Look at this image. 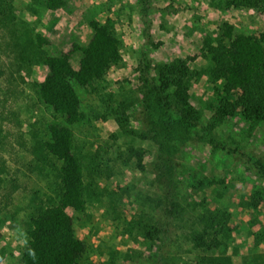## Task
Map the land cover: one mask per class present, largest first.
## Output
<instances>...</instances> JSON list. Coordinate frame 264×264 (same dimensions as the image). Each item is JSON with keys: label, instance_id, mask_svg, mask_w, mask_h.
<instances>
[{"label": "rangeland", "instance_id": "obj_1", "mask_svg": "<svg viewBox=\"0 0 264 264\" xmlns=\"http://www.w3.org/2000/svg\"><path fill=\"white\" fill-rule=\"evenodd\" d=\"M205 1L226 13L222 19L237 26L236 32L249 31L257 37L264 33V8L237 7L254 11L242 16L237 15L238 9L225 8L224 0ZM127 2L66 0L64 9L50 12L40 0H11L18 29L29 31L33 43L35 35L46 43L35 46V55L22 63L11 34L0 28V264H21L30 217L38 208L55 204L60 190L59 163L39 147L48 141L51 124L65 122L39 99L38 84L46 74L39 56H57L69 51L73 43L86 44L88 22L103 21L106 15L115 21L120 62L94 83L93 93L70 81L85 116L81 124L71 127L74 152L83 169L85 208L82 214L67 210L76 237L85 245L79 264H197L202 253L192 249L187 235L199 229L194 221L202 209L210 208L223 209L232 217L229 228L235 239L227 255L239 247L244 253L259 247L264 251V240L253 243L254 234L264 235V176L256 174L248 163L264 165V124L248 129L238 115L213 122L216 100L225 94L221 81L211 87L206 75L190 81L189 103L197 112V127L183 128L172 113L159 110L154 97L144 100L136 87L138 62L144 57L152 69L148 74L156 76L154 68L172 60L157 62L160 43L157 26L153 27L155 10L166 16L169 13L152 0L148 22L142 21L143 43L131 53L124 47L121 33L124 16L120 11ZM103 12L106 15H100ZM220 24H213L207 38L216 40ZM78 59L77 53L71 56L74 68ZM187 59L191 70L209 64L207 60L196 62L195 57ZM227 99L233 102L235 97ZM146 111L158 124L169 119L174 122L169 125L172 130L164 156L178 207L168 227V240L164 239L158 251L156 241L142 237L143 224H157L159 211L154 201L160 193L152 167L157 145L146 133ZM160 133L165 135L162 130ZM222 146L234 151L229 153ZM140 150L143 171L137 168L135 156ZM262 256H233L232 264L241 263V259L262 264Z\"/></svg>", "mask_w": 264, "mask_h": 264}, {"label": "trees", "instance_id": "obj_2", "mask_svg": "<svg viewBox=\"0 0 264 264\" xmlns=\"http://www.w3.org/2000/svg\"><path fill=\"white\" fill-rule=\"evenodd\" d=\"M40 2L45 10L50 12L66 7V0ZM135 2L142 21L146 19L148 22L152 0ZM224 6L227 9L264 8V0H224ZM114 24L115 21L110 16L103 21L92 19L88 22L92 36L86 44L73 43L69 51L57 56H39L41 65L46 69L44 78L38 84L39 99L55 115L62 116L65 122V125L51 124L48 127V141L39 147L40 151L59 163L57 175L60 190L55 204L38 208L30 217L26 244L20 255L21 264H79L84 252V242L76 237L72 218L67 213V210H71L82 214L85 208L83 169L74 152L71 130L72 126L81 124L85 116L80 111L79 98L70 81L83 87L88 93H93L94 83L101 81L107 70L120 62L121 43L115 34ZM0 28L8 30L11 34L16 56L22 63H28L27 61L35 55V46L46 43L39 35H35L33 43L29 39V31L18 29L11 0H0ZM143 37L147 46H150L147 42L148 36L145 34ZM198 52L203 60L209 62L206 68L191 70L188 59L173 58L168 63L154 68L156 76L148 74L152 69L146 59L141 57L137 67L136 87L144 100L154 97L159 110L162 113H172L176 123L183 128L197 127V112L189 103L190 81L206 75L211 87L215 82L221 81L222 92L225 94L216 100L213 122L220 123L238 115L248 129L264 124V33L257 37L236 32L232 24L223 22L218 26L216 40L204 38ZM75 53L79 54L76 68L70 62ZM229 95L235 97L233 102L227 99ZM144 117L148 118V121H143L147 136L157 145L152 167L160 193L154 201V206L159 211L157 224H143L142 237L148 241H156L158 251L164 244V239L168 240V227L177 215L178 207L175 186L170 180L171 171L164 156L165 145L172 130L169 125L174 122L169 119L158 124L150 119L149 113ZM117 121L120 124L121 120ZM160 130L165 132V135L161 134ZM222 148L229 153L234 151L227 147ZM140 152L135 156L137 168L143 171L142 151ZM248 163L256 174L264 176V165ZM231 221L232 217L223 209H202L194 221L195 225H199V229L192 230L187 235L192 249L202 253L197 264H232V257L236 255L237 250L233 249L232 255L226 254L235 239L229 228ZM260 240H264V235L254 234L253 243H259Z\"/></svg>", "mask_w": 264, "mask_h": 264}, {"label": "crops", "instance_id": "obj_3", "mask_svg": "<svg viewBox=\"0 0 264 264\" xmlns=\"http://www.w3.org/2000/svg\"><path fill=\"white\" fill-rule=\"evenodd\" d=\"M127 1L126 6L120 11L124 16L121 24V33L124 38V47L127 51L132 53L133 50H137L143 43L141 39L143 23L141 13L134 0ZM157 2H160L162 4L161 6L165 7L169 13V15L166 16L158 9L154 11V13L157 14V22L154 23L153 27L155 29L157 26L155 30H157V41L160 43L157 53V62H167L173 58L185 60L189 57H195L196 62L199 61L204 64L205 62L198 54V49L202 40L209 36V30L214 27L213 24L215 23L217 25L219 23L228 22L234 25L231 21L222 19V17H225L226 13L221 14L205 0H173V2H169L168 0H157ZM234 9H238L237 15L242 16L248 13V10L251 11V13L254 12L246 8ZM103 14L106 15L105 12L100 15ZM107 16L109 15H106L105 18ZM99 17L100 16H98V18ZM96 20L101 21V19ZM236 27L237 26L234 27L235 31ZM242 32L249 34V31ZM91 36L92 31L89 30V38ZM260 248L261 247L256 251L249 249V252L246 251V253H244L239 247L235 256L242 258L252 253H256L257 255L264 254V251ZM239 264L252 263L248 260L242 261L241 259V263ZM262 264H264V260H262Z\"/></svg>", "mask_w": 264, "mask_h": 264}]
</instances>
